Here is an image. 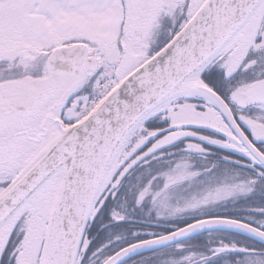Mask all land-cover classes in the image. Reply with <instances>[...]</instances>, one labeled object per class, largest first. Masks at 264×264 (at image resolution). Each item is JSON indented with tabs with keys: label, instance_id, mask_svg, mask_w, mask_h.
<instances>
[{
	"label": "snow or ice",
	"instance_id": "6c2138e0",
	"mask_svg": "<svg viewBox=\"0 0 264 264\" xmlns=\"http://www.w3.org/2000/svg\"><path fill=\"white\" fill-rule=\"evenodd\" d=\"M0 264H264V0H0Z\"/></svg>",
	"mask_w": 264,
	"mask_h": 264
}]
</instances>
